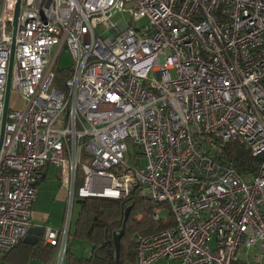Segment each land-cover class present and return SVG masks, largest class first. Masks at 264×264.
<instances>
[{
    "label": "built area",
    "instance_id": "1",
    "mask_svg": "<svg viewBox=\"0 0 264 264\" xmlns=\"http://www.w3.org/2000/svg\"><path fill=\"white\" fill-rule=\"evenodd\" d=\"M17 1L0 0V136ZM12 89L25 107H8L0 143V253L27 236L52 164L67 196L43 229L51 264L78 200L136 190L174 222L135 236V264H264V0H20ZM231 141L255 173L218 159Z\"/></svg>",
    "mask_w": 264,
    "mask_h": 264
},
{
    "label": "trees",
    "instance_id": "2",
    "mask_svg": "<svg viewBox=\"0 0 264 264\" xmlns=\"http://www.w3.org/2000/svg\"><path fill=\"white\" fill-rule=\"evenodd\" d=\"M66 76L67 71L57 69L55 85L62 88ZM248 154L249 151L245 145L239 141H231L222 146V152L217 157L222 163L235 168L241 175H245L249 172L255 173V165L247 161ZM78 203L80 210L74 231L70 233V236L88 241L91 251L89 256H76L69 245L66 264H115L113 235L122 228H124V234L120 240L119 264H124L126 260L135 261L134 240L132 242L130 240V244L125 247L124 238L129 234H146L161 230L173 225L174 222L171 217L165 221H153L152 202L141 197L137 190L124 199L91 197L78 200ZM142 204L145 206L143 215L141 218L134 216L137 213L136 208ZM127 207L131 209L125 220ZM21 242L22 240L18 244ZM49 247L55 249L54 246L49 245Z\"/></svg>",
    "mask_w": 264,
    "mask_h": 264
},
{
    "label": "crops",
    "instance_id": "3",
    "mask_svg": "<svg viewBox=\"0 0 264 264\" xmlns=\"http://www.w3.org/2000/svg\"><path fill=\"white\" fill-rule=\"evenodd\" d=\"M59 170L52 164H46L41 170V178L38 182V195L32 205V227L42 228L37 236L35 244H29L22 240L10 251L0 253V264H51L55 255V249L43 241L42 234L45 226L58 229L63 221L64 207L66 203V190L59 184ZM74 229L70 232L72 233ZM72 236L69 245L73 251ZM91 251V250H90ZM76 255V253H75ZM77 256V255H76ZM133 264L134 261H132Z\"/></svg>",
    "mask_w": 264,
    "mask_h": 264
},
{
    "label": "rangeland",
    "instance_id": "4",
    "mask_svg": "<svg viewBox=\"0 0 264 264\" xmlns=\"http://www.w3.org/2000/svg\"><path fill=\"white\" fill-rule=\"evenodd\" d=\"M124 16H125V14L123 15V17ZM121 17H122V15L120 16V14H119V15L114 16L113 19H114V21H118V18H121ZM144 23H145V20H141L140 24H144ZM98 31H100V30H98ZM7 32H10V33L12 32L11 23L7 24ZM72 63H73V60H72V57H71V54H70L69 50H65L64 49L63 52H62V55L60 57L59 62H57V64H56L55 70L61 69V68L68 69L71 66ZM172 75L175 76V72L174 71L172 72ZM8 107H9L10 110H22L25 107V100L19 94V92H17L16 90H13V89L10 90ZM127 147H128V151L125 153V159L130 164H135L134 160L136 159L137 155L139 157V160L143 162V157L138 154V153H140V150L137 147L134 146L132 141H130V140L127 141ZM151 204L153 205V207H152L153 212H154V210L156 211L158 208L160 209V213L159 214H160V217L163 218V220L171 217L169 208L167 206H165V205L157 206V205H155L153 203H151ZM144 207L145 206L143 204L139 205L136 208V212L137 213L134 216L137 215V217L141 218V216L143 215V213L145 211ZM79 210H80V204L76 203L75 204V209H74V215H73L72 230L74 229L75 222H76ZM136 235H137V233L129 234L128 236H126V238H124L123 242L125 244V247H127L128 244H130V240H131V242H132V240H134ZM71 243H72L73 251L76 253L77 256H89V254H90V243L88 241L80 240V239H77V238L73 237L71 239L70 244ZM133 244H134V241H133ZM70 247H71V245H70ZM169 262L171 264H176L175 261H169ZM134 263H135V261H134ZM124 264H133V262L130 261V260H126L124 262ZM157 264H165V261H161V262H159Z\"/></svg>",
    "mask_w": 264,
    "mask_h": 264
},
{
    "label": "water",
    "instance_id": "5",
    "mask_svg": "<svg viewBox=\"0 0 264 264\" xmlns=\"http://www.w3.org/2000/svg\"><path fill=\"white\" fill-rule=\"evenodd\" d=\"M20 0L17 1L15 10H14V18H13V30H12V43L10 47V59H9V67H8V74H7V82L5 88V96H4V111L2 116V127H1V136H0V143L2 140V135L4 131V125L6 121V113L8 111V104H9V94H10V79H11V69L13 64V56H14V49H15V37H16V28H17V16L19 12ZM131 207H127L125 211V220L127 219ZM42 232V228L33 226L29 229L27 236L23 238V241L29 244H35L37 242V236ZM124 234V228H122L119 232L114 233L113 235V242L115 247V264H119V250H120V240Z\"/></svg>",
    "mask_w": 264,
    "mask_h": 264
}]
</instances>
